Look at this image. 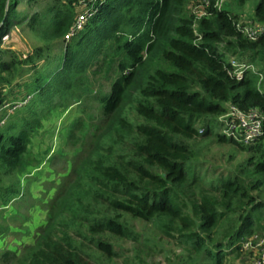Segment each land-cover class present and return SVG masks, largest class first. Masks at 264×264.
<instances>
[{"label": "trees", "instance_id": "trees-1", "mask_svg": "<svg viewBox=\"0 0 264 264\" xmlns=\"http://www.w3.org/2000/svg\"><path fill=\"white\" fill-rule=\"evenodd\" d=\"M215 1L194 27L188 0H97L96 11L66 41L77 0H52L21 16L16 11L18 0H0V35L10 24L27 18V25L46 41H65L53 64L37 70L30 89L57 95L58 105L64 107L90 98L99 110L82 111L86 120L76 121L84 126L89 122L94 132L84 154L77 155L74 179L57 193L55 212L40 227L23 264H104L103 256L116 254L106 234L136 238L122 213L155 221L195 253L188 254L189 264H196L200 256L208 259L204 264H222L226 243L233 244L231 251L240 252L239 238L250 235L257 220L252 211L264 208V201L254 202L248 190L264 184V120L262 132L247 145L215 127L231 104L264 108L257 74H264V64L238 78L231 73L227 56L240 52L252 63L259 55L264 62V34L249 39L235 24L238 15L214 6ZM250 18L264 23V0H254ZM3 52L11 57L0 58V80L8 81L3 71L13 73L20 61L0 44ZM99 72L109 80L108 91L96 89L92 82ZM26 125L14 132L15 124L0 129L1 167L20 166L30 142ZM81 134L87 137L85 130ZM209 134L252 152L248 157L252 165L243 170L254 182L247 185L230 174L218 177L212 188L217 195L201 192L188 212L180 189L188 188L196 174L187 139ZM238 209L243 210L239 225L231 224L227 235L214 242L219 220L226 211Z\"/></svg>", "mask_w": 264, "mask_h": 264}, {"label": "rangeland", "instance_id": "rangeland-1", "mask_svg": "<svg viewBox=\"0 0 264 264\" xmlns=\"http://www.w3.org/2000/svg\"><path fill=\"white\" fill-rule=\"evenodd\" d=\"M49 1L52 0H18L16 11L19 16L25 12L30 14L33 10L42 9ZM218 3L219 7L236 13L239 18L252 17L254 0H218ZM96 4L97 2L93 0L85 4L75 3L72 9L74 13H78L89 5L93 13L96 11L94 6ZM187 10L197 25L198 20L204 16L203 11H194V3L190 0ZM64 43L61 38L53 41L43 39L38 31H33L27 25V18L10 24L0 35V44L4 50L14 51L20 63L13 73L3 71L9 78L8 81L0 80V89L4 88L2 91L4 96L19 99L30 91L37 70L44 68L48 63L53 64ZM38 47L43 48L40 54L36 52ZM30 56L31 60H28ZM227 56H235L242 61L250 62L247 55L240 52L228 53ZM10 57L8 52L0 53L2 59ZM252 63L255 68L264 64L259 55L255 56ZM94 67L95 65L91 66V69ZM99 73L92 82L95 83L96 89L108 91L109 80L105 78L104 72ZM89 74L94 75L90 70ZM30 92L33 96L28 104L15 109L0 127L4 131L8 124H15V128L11 130L14 132L27 123L26 126L30 129V142L21 158L20 166L12 169L0 166V205H7L0 209V264H23L25 255L31 250L41 231L40 227L48 221L49 214L55 212L52 204L55 205L57 193L74 179L72 168L78 158L77 155L84 154L83 151L94 132L89 122L84 126L83 123L76 121L80 117L86 120L82 111L96 113L99 111L97 103L90 98L64 107L58 105V96L50 94L49 91H35L33 87ZM261 112L264 116V108ZM74 123L76 125L72 127ZM202 123L200 120L197 126L202 127ZM216 129L221 131L220 125L216 126ZM82 130H85L87 137H81ZM187 140L194 151L191 163L196 174V179L188 188L180 189L188 203L186 209L188 212H191V201L198 199L201 192L209 191L217 195L212 188L218 177L230 174L239 176L247 185L254 182V177L243 170L247 165H252V162L248 161L252 152L246 148L241 149L232 142L217 141L212 134L197 135ZM248 188L254 202L264 201V184ZM252 212L257 220L251 234L239 238L240 252L237 249L231 251L233 244L231 246L226 243L223 246L228 252L226 251L222 264H254L256 257L261 253V246L256 243L259 234L264 231V208L258 207ZM240 213H243V210L225 212L214 228L212 234L214 242L227 235L225 232L232 226L231 224L239 225ZM122 217L134 230L136 238L106 234L105 238L113 243L116 254L109 258L103 256L101 263L189 264L188 254L195 255L183 244H179L176 238L161 230L155 221L132 217L127 213H122ZM226 240L227 238L224 242ZM83 248L94 252L89 245H84ZM7 251H14L15 255L6 257L3 253ZM196 259V264L208 262L204 256Z\"/></svg>", "mask_w": 264, "mask_h": 264}, {"label": "built area", "instance_id": "built-area-1", "mask_svg": "<svg viewBox=\"0 0 264 264\" xmlns=\"http://www.w3.org/2000/svg\"><path fill=\"white\" fill-rule=\"evenodd\" d=\"M90 1L91 0H77V4H85L86 2L88 3ZM93 1L96 2L97 0ZM190 1L194 3V11H203L204 16L208 14L207 8L211 4V0ZM218 4V0H216L214 6L220 8ZM91 14L92 11L90 10L89 5L85 6L81 11L76 13L75 21L72 24V27L64 36L66 41H68L76 31L83 27L84 23ZM235 24L249 39H256L259 35L264 34V23L252 18H238ZM195 26H197L196 21H194V27ZM228 63L231 66V73L238 78L243 75L245 70H252L255 72L258 70V68L254 67L253 63L242 61L235 56H230L228 58ZM257 74L259 75L258 88L261 91H264V74L263 72L259 71ZM32 96L33 94L30 91H27L23 96L19 97V99L8 98L4 96L3 93V98L0 100V127H2L6 120L10 118V115L15 109L28 104ZM261 111L262 109L259 107L241 109L234 104L229 105L228 110L222 115L218 116V119L222 121L220 125V132L243 144L252 143L255 137L262 132L264 116H262ZM6 206L7 205H0V209ZM256 245L261 246V253H259V255L256 257L254 264H264V231L259 234Z\"/></svg>", "mask_w": 264, "mask_h": 264}]
</instances>
